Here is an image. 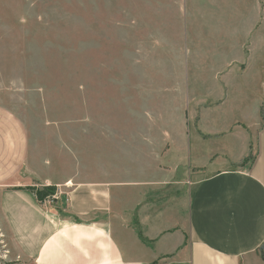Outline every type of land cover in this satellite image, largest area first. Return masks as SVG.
Returning <instances> with one entry per match:
<instances>
[{
	"label": "crops",
	"instance_id": "0c3cea01",
	"mask_svg": "<svg viewBox=\"0 0 264 264\" xmlns=\"http://www.w3.org/2000/svg\"><path fill=\"white\" fill-rule=\"evenodd\" d=\"M232 6L239 16L220 29L183 33L181 57L211 61L214 103L195 125L184 119L159 140L142 136L130 179L118 153L55 150L0 99V264H264V80L236 67L258 58L250 34L261 9ZM248 73L256 104L248 107L247 92L227 117L229 81ZM179 169L193 178L186 192ZM43 186L55 195L40 201L29 187Z\"/></svg>",
	"mask_w": 264,
	"mask_h": 264
},
{
	"label": "rangeland",
	"instance_id": "374dc122",
	"mask_svg": "<svg viewBox=\"0 0 264 264\" xmlns=\"http://www.w3.org/2000/svg\"><path fill=\"white\" fill-rule=\"evenodd\" d=\"M244 1L0 0V99L55 150L67 145L79 154L84 148L88 159L105 160L118 153L120 176L130 179L131 147L138 148L142 136L159 140L164 128L176 132L184 119L195 125L199 110L214 103L206 100L214 85L211 61L181 57L185 29L196 36L214 30L216 22L220 29L239 16L232 5ZM246 2L261 9L250 34L257 38L258 58L236 67L248 64L260 84L264 0ZM250 74L229 81L227 117L239 113ZM255 95L249 93L250 109ZM182 176L186 192L193 178L179 169L175 180Z\"/></svg>",
	"mask_w": 264,
	"mask_h": 264
},
{
	"label": "trees",
	"instance_id": "16d2710c",
	"mask_svg": "<svg viewBox=\"0 0 264 264\" xmlns=\"http://www.w3.org/2000/svg\"><path fill=\"white\" fill-rule=\"evenodd\" d=\"M29 189L35 193V196L40 201L44 200L47 196H49L52 192H54L53 186H43L42 188L29 187ZM139 236L141 239H143L140 233Z\"/></svg>",
	"mask_w": 264,
	"mask_h": 264
}]
</instances>
